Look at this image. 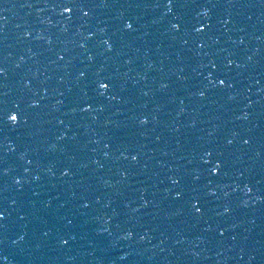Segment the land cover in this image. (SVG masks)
Returning a JSON list of instances; mask_svg holds the SVG:
<instances>
[{
    "label": "water",
    "instance_id": "1",
    "mask_svg": "<svg viewBox=\"0 0 264 264\" xmlns=\"http://www.w3.org/2000/svg\"><path fill=\"white\" fill-rule=\"evenodd\" d=\"M0 264H264V0H0Z\"/></svg>",
    "mask_w": 264,
    "mask_h": 264
},
{
    "label": "snow or ice",
    "instance_id": "2",
    "mask_svg": "<svg viewBox=\"0 0 264 264\" xmlns=\"http://www.w3.org/2000/svg\"><path fill=\"white\" fill-rule=\"evenodd\" d=\"M17 119L16 117H13V120Z\"/></svg>",
    "mask_w": 264,
    "mask_h": 264
}]
</instances>
